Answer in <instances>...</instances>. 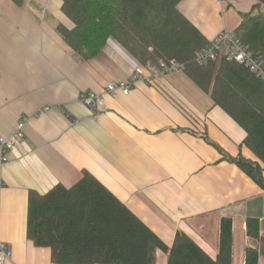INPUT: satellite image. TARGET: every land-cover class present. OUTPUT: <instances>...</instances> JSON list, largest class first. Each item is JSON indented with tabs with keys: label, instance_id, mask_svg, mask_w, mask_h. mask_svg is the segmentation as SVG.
<instances>
[{
	"label": "crops",
	"instance_id": "0c3cea01",
	"mask_svg": "<svg viewBox=\"0 0 264 264\" xmlns=\"http://www.w3.org/2000/svg\"><path fill=\"white\" fill-rule=\"evenodd\" d=\"M258 3L227 0L239 13ZM180 10L208 40L241 22L221 0H183ZM63 23L73 25L62 0H0V136L11 133L21 115L51 106L27 124L7 161L0 153V239L13 250L8 264H59L49 247L27 236L29 193L70 187L84 171L170 247L181 230L216 258L221 218L230 216L232 264H245V249L259 245L246 220L263 221L264 189L222 159L223 151L257 160L244 144L245 130L184 71L139 79L128 94H107L108 111L96 114L79 100L82 93L101 94L108 82L149 74L157 65L144 66L113 37L85 59L58 33ZM156 264H168L161 249Z\"/></svg>",
	"mask_w": 264,
	"mask_h": 264
},
{
	"label": "trees",
	"instance_id": "16d2710c",
	"mask_svg": "<svg viewBox=\"0 0 264 264\" xmlns=\"http://www.w3.org/2000/svg\"><path fill=\"white\" fill-rule=\"evenodd\" d=\"M183 0H62L63 13L73 22L57 31L83 58L97 56L115 38L144 66L176 59L184 72L246 132L244 144L257 160L223 152L264 189V81L244 64L195 61L206 46L203 33L182 13ZM259 0L241 12L235 32L264 61V10ZM247 234L259 241L245 249V264L264 263V219L248 216ZM27 236L36 246L49 247L59 264H156V251L168 254V264H232L233 219L220 222L216 258L186 232L179 230L170 247L94 175L70 187L56 184L44 194L29 193Z\"/></svg>",
	"mask_w": 264,
	"mask_h": 264
},
{
	"label": "built area",
	"instance_id": "2783aa9c",
	"mask_svg": "<svg viewBox=\"0 0 264 264\" xmlns=\"http://www.w3.org/2000/svg\"><path fill=\"white\" fill-rule=\"evenodd\" d=\"M229 61H235L244 64L251 72L255 73L264 81V61L262 58L255 55L249 47L242 42L235 31L223 30L219 32L211 41L198 50L195 54V61L199 64H204L210 60L220 61L222 58ZM185 64L176 59L168 61L160 60L156 70H149V74L142 75L141 72L136 71L130 75L128 79H123L119 82L110 81L106 85L103 93L97 94L93 91L82 93L79 100L90 108L96 114L107 112L109 107L106 103V96L110 94L116 96L118 93L128 94L131 92L133 85L137 80H145L146 82H154L160 76L166 73L184 71ZM51 106L46 105L36 114L21 115L14 130L9 134L0 136V153L2 161L8 160L9 152L17 149L25 137V130L27 124L34 117H42ZM66 117L71 119V113L66 112ZM73 121V120H72ZM264 233V229H261ZM13 260V250L7 241L0 239V264H8ZM264 264V263H260Z\"/></svg>",
	"mask_w": 264,
	"mask_h": 264
},
{
	"label": "rangeland",
	"instance_id": "374dc122",
	"mask_svg": "<svg viewBox=\"0 0 264 264\" xmlns=\"http://www.w3.org/2000/svg\"><path fill=\"white\" fill-rule=\"evenodd\" d=\"M219 1V0H216ZM221 2L223 3V6L225 7L226 12H230L235 14L238 18H241V14L234 8V7H228L227 6V0H221ZM262 9L264 10V4L262 5ZM220 16L222 17V11L220 12ZM229 31H231L229 29Z\"/></svg>",
	"mask_w": 264,
	"mask_h": 264
}]
</instances>
